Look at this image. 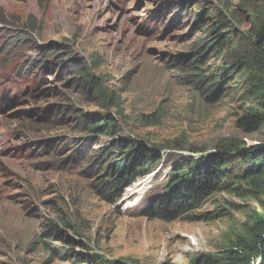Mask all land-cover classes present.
I'll list each match as a JSON object with an SVG mask.
<instances>
[{
    "label": "rangeland",
    "instance_id": "1",
    "mask_svg": "<svg viewBox=\"0 0 264 264\" xmlns=\"http://www.w3.org/2000/svg\"><path fill=\"white\" fill-rule=\"evenodd\" d=\"M263 9L264 0H0V264H260L237 244L264 233V172L172 221L143 210L185 161L230 141L264 143V125H238L264 110L250 73L234 67ZM221 20L230 41L195 64ZM86 115H111L119 134L87 129ZM118 139L159 159L121 193L108 183L125 152Z\"/></svg>",
    "mask_w": 264,
    "mask_h": 264
},
{
    "label": "trees",
    "instance_id": "2",
    "mask_svg": "<svg viewBox=\"0 0 264 264\" xmlns=\"http://www.w3.org/2000/svg\"><path fill=\"white\" fill-rule=\"evenodd\" d=\"M261 16V15H260ZM261 24L258 26L250 45L238 54L235 69L239 66L250 73V87L248 92L252 93L260 101V107L264 110V9L261 16ZM226 21L221 20L217 26L216 41L206 40L199 51L195 52L194 63H205L204 57L208 55L217 45L223 48L230 41L229 35L222 31L227 28ZM39 58L34 59L33 64ZM227 68V67H226ZM196 69L198 67L196 66ZM200 75V74H198ZM88 83H95L93 77L87 78ZM101 96H109L116 99L113 106L119 105V99L108 93L101 86H94ZM222 91V88H219ZM215 90H213V93ZM85 127L97 134H107L115 137L119 134L120 127L115 119L109 115L104 120H91L87 115L83 120ZM238 125L246 130H258L264 125V111L254 110L246 113L238 120ZM118 145L125 147L122 158L114 166L115 176L110 183L111 188L121 191L131 186L137 178L147 174V167L154 165L159 159L153 155L155 149L143 143L137 144L126 139H118ZM219 151L213 152L206 157L187 160L176 168L174 177L168 185L166 193L157 196L143 214L148 218H158L172 221L185 214H189L199 207L202 201L209 195L219 190H228L234 183L240 180H252L261 183L260 176L264 172V143L242 148L235 141L223 143ZM238 179V180H237ZM240 247L248 256L261 257L260 264H264V233L253 235L250 238H240ZM85 262V261H82ZM112 264H128L115 261ZM167 264V263H164ZM207 264H222L216 260H208ZM247 264L250 262L247 261Z\"/></svg>",
    "mask_w": 264,
    "mask_h": 264
}]
</instances>
